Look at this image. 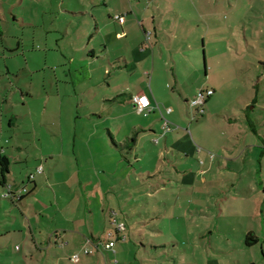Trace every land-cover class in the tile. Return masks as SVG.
<instances>
[{
	"label": "rangeland",
	"instance_id": "obj_1",
	"mask_svg": "<svg viewBox=\"0 0 264 264\" xmlns=\"http://www.w3.org/2000/svg\"><path fill=\"white\" fill-rule=\"evenodd\" d=\"M57 2L53 23L32 4L0 21V113L28 132L18 164L25 218L40 219L44 234L67 222L93 228L102 243L115 241V264H244L236 236L246 219H259L244 201V179L258 175L244 168L252 156L258 167L264 151L255 146L264 135V0H128L127 9L106 0L104 15H122L126 31L115 40L117 24L104 29L110 60L93 64L81 47L90 16L65 13L83 10L76 0ZM207 89L201 105L189 104ZM141 92L152 102L147 117L128 96ZM135 124L146 130L135 134ZM107 129L117 143L138 137L137 162L111 150ZM8 188L0 189L6 205ZM110 219L124 221L123 233ZM83 259L99 261L95 253Z\"/></svg>",
	"mask_w": 264,
	"mask_h": 264
},
{
	"label": "crops",
	"instance_id": "obj_2",
	"mask_svg": "<svg viewBox=\"0 0 264 264\" xmlns=\"http://www.w3.org/2000/svg\"><path fill=\"white\" fill-rule=\"evenodd\" d=\"M121 1V4L124 5V7L127 9L126 5L128 4V0ZM146 1L148 0H138V4L140 5L141 3H145ZM76 2L81 4L83 9L82 11H64L65 13L72 15V17L85 14H88L90 16V26L92 27L93 31L90 32L91 29L90 27H88L85 38V46H81L82 49L86 51L85 64H93L94 62L103 60L106 57L109 59L110 55L108 49L110 46L107 45L108 38L104 33V29H107L106 32H112L111 23L115 22L119 30L114 32V39L121 40V33H123V31H126L124 27L126 20L124 19L121 23L118 22L111 16L110 11L107 12V16L104 15L106 8L104 9L101 7H106V0H76ZM57 3V0H0V21L3 20L6 22L8 15H11L15 20L18 11H24L28 4H32L34 7H37L40 15L43 16V19H41L43 23H45V21H48V23H53L54 20H57V17L59 16V14L57 13L59 12V10L57 9V7L61 8V5H63H59ZM23 11L21 12L22 14H24ZM126 11L128 13L130 12V10ZM71 25H73V23ZM96 34H99V38H97L96 44L89 45L90 43L95 41V37H98L96 36ZM0 37H2L1 34ZM55 42L58 43L57 40H55ZM67 49H70V47H68ZM139 52H141L140 49ZM137 56H139L138 60L141 62L143 60L141 58L146 57H140V53L137 54ZM120 62L123 63L124 67L128 65L126 56L118 57L116 63ZM67 74H70V70H68ZM135 94L128 95L130 100L131 96ZM140 94L144 93L141 92ZM23 95L24 94L21 93L22 99L23 101H25ZM27 95L28 97H31L29 93ZM147 97L151 101V98L149 96ZM185 102L187 103L188 101L185 100ZM148 114L142 117H147ZM16 118L17 117L13 114L8 118L7 121H4L3 114L0 113V159H2L3 161L7 160L8 162V172L3 173V175L0 163V189L3 191L5 189V186L8 185L9 189L14 194L18 192V190L24 183L21 174L23 168L18 166V164L26 161V151L23 146H21L23 144L21 143V141H26V138L24 139L23 137L28 134V132H21ZM145 130L146 128L141 124H135L131 127V131H133L135 134L143 133ZM107 132L109 142L112 146L111 150L119 149L121 152H124L121 157L125 163H128L129 166L131 165V162L129 161L127 156H125L127 152L129 154H133L135 161H138L136 154V151L139 149L137 146L139 145V140L137 139L138 137L126 136L123 140V143H117L109 129H107ZM253 132L255 133V130H253ZM257 136L258 138L255 146L259 148L263 147L264 149V135H262L261 137V134H258ZM163 137L165 139L168 138L166 137V135H163ZM172 140L178 141L176 138H172ZM260 140L262 141V145H259ZM140 149L143 148L141 147ZM27 157H29V154ZM254 163V158L252 156L250 165L246 164V167L244 168V173L245 175H249V173L254 170L256 175H258V181L252 178L244 179V191L248 193V195H244V201L247 204L249 203L253 209H257L256 213H258L259 211L258 215L254 212V210L252 211V215H255L259 219H246L242 232L236 236L237 245H234L235 247L238 246L237 248H241V250L244 252V264H264V215L262 214L261 210L264 207V151L261 153V156L259 158L258 167L251 166ZM35 183L36 182L33 178L34 186L30 188V191H33V189L36 188ZM115 187V183L109 184L107 186L108 193L110 191L114 192ZM144 196H146V198L144 199L147 200V198L153 197L154 195L152 191L148 190L147 192L145 191ZM25 197L27 196H22L20 199H17L16 197H12V199L4 198V200L8 203L7 205L2 200H0V264H68V262L69 264H89L88 262H85L83 257L90 256L94 253L97 255V259L99 260L98 264L116 263L115 261L110 262V257L108 255L109 253L115 255V251L113 250L116 245L115 241L113 239H106L104 243H102V241H99V238L93 234V228L87 229L79 226L77 227L78 230H75L72 229L71 226H68L67 222L63 226H53L52 229H49V232L47 234H44L42 232V229L40 228V219H33V217L25 218ZM103 201L107 202V204L109 203L106 194H103ZM16 211L19 212L20 216L15 214ZM36 213L39 214V212ZM110 215L111 213L109 214V216ZM116 220L124 223L122 219ZM261 221H263V223H260ZM84 222L87 223L88 221L85 219ZM59 231H65L63 237H65L64 241L66 242V244L64 245L59 244L58 239H63ZM115 232L117 235L123 233L117 232L116 229ZM108 235H111L110 229L108 230ZM247 236L252 238L250 244L246 243ZM111 240L114 241V246L105 249L103 245ZM84 247L90 248L92 250V253L88 255L79 253V262L73 263L70 260L71 255L73 253H78L77 250L82 251ZM98 253H101V255H99Z\"/></svg>",
	"mask_w": 264,
	"mask_h": 264
},
{
	"label": "built area",
	"instance_id": "obj_3",
	"mask_svg": "<svg viewBox=\"0 0 264 264\" xmlns=\"http://www.w3.org/2000/svg\"><path fill=\"white\" fill-rule=\"evenodd\" d=\"M113 18L120 23L123 22V20H124L122 15H115ZM212 93H213L212 89H207L206 91L199 90L197 92V95L195 96V98H193L189 102V104L191 106L201 105L204 102L205 98L209 97ZM131 101L135 105L137 112L141 113L143 116H146L149 113L150 109L152 108V102L150 101V99L145 94L132 95ZM156 106H158V105L156 104ZM165 111H166V113L170 112V108H166ZM197 111H198V113H202V110L197 109ZM168 128H169L168 127V121L163 117V114H162V129L168 130ZM210 157H213L212 153L210 154ZM38 171H40V168H38ZM21 189H22V192H26L25 187H22ZM22 192H18L19 194L18 193L14 194L8 188V191H7L5 196H9V194H11L12 197H16L17 199H20L21 196L23 195ZM110 221H111V224L114 225V228L116 229L117 232H123L125 230V225L123 222H119L116 219H110ZM122 239H124V236H122ZM64 244H66V242L61 243V245H64ZM113 246H114L113 240L104 244L105 249L111 248ZM82 252H83V254L88 255V254L92 253V250L90 248L84 247L82 249ZM70 260L73 263H78L80 260V254L79 253H73L70 257Z\"/></svg>",
	"mask_w": 264,
	"mask_h": 264
},
{
	"label": "trees",
	"instance_id": "obj_4",
	"mask_svg": "<svg viewBox=\"0 0 264 264\" xmlns=\"http://www.w3.org/2000/svg\"><path fill=\"white\" fill-rule=\"evenodd\" d=\"M0 163H1V170H2V175H3V173H6V172H8V162H7V160H2V159H0ZM22 197V196H21ZM124 236V235H123ZM252 241V238L251 237H249V236H247L246 237V243L247 244H250V242ZM104 246V245H103Z\"/></svg>",
	"mask_w": 264,
	"mask_h": 264
}]
</instances>
